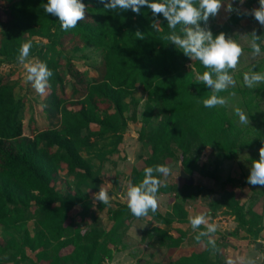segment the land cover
Here are the masks:
<instances>
[{"label": "trees", "instance_id": "16d2710c", "mask_svg": "<svg viewBox=\"0 0 264 264\" xmlns=\"http://www.w3.org/2000/svg\"><path fill=\"white\" fill-rule=\"evenodd\" d=\"M45 3L46 0H4L7 10H0L3 58L18 61L20 45L30 41L28 57L45 62L53 73L47 84L45 107L42 102L48 123L43 128L37 124L34 111L29 110V105L33 108L29 97L16 96L19 81L12 72H0V230L14 228L29 219L41 224L33 235L27 231L23 242L0 239V264H66L70 260L103 264V258L117 244L118 231L130 227L134 217L127 203L112 204V233L93 236L95 230L84 232L80 227L74 228L72 222L77 207L83 216L94 206L83 189L89 186L97 190L102 185L92 158L117 152L116 139L127 127V113L131 110L133 99L128 98L136 89L158 103L163 115L153 131L141 135L150 145L151 157L146 165L133 170L131 186L143 179L145 167L159 164L163 156H181L183 170L192 175L204 146L229 151L236 145L240 130L224 108L204 107L202 100L212 90L202 82H193L196 76L191 67L198 74L209 69L195 59L190 68L183 66L187 57L167 40L173 30L162 18L157 21L160 31H155L151 27V13L146 9L141 14L107 10L103 0H84V18L74 28L65 30L56 17L44 11ZM1 13H6V21ZM179 28L178 25L175 31L179 32ZM35 35L47 40L36 39ZM67 39L77 44L76 49L79 45H94L102 50L104 65L99 79H90L77 71L78 77L74 78L64 73L65 67L70 68L62 62ZM27 114L29 133L25 131ZM112 134L115 140L109 138ZM61 170L66 171L69 183L73 184L66 193L56 187ZM153 175L159 178V173ZM183 186L191 190L202 187L187 180ZM171 187L165 182L162 191L168 192ZM196 194L197 191L188 196L193 198ZM219 202L228 205L237 219L245 222L237 204L221 198L213 202V209ZM96 205L103 208L111 204ZM179 207L173 204V211L180 215ZM153 213L162 222H171L169 216L157 210ZM154 233L158 237H150L160 246L177 245L185 237L161 228ZM221 237L230 240L227 235ZM210 247L205 245L170 264H208ZM212 249L218 251L217 247Z\"/></svg>", "mask_w": 264, "mask_h": 264}, {"label": "rangeland", "instance_id": "374dc122", "mask_svg": "<svg viewBox=\"0 0 264 264\" xmlns=\"http://www.w3.org/2000/svg\"><path fill=\"white\" fill-rule=\"evenodd\" d=\"M231 2L234 11L229 12L226 4ZM259 7V0H244L238 3L237 0H225L215 17H209L208 25L213 32L225 31L239 43L242 48L237 65L231 69L235 84L219 92V96L226 99L224 105H217L224 108L229 118L238 126L240 133L236 140V145L229 151L218 150L211 146H204L198 160L194 164V185L201 188L186 189L183 186L186 180L181 171L183 170L182 157L163 156L159 159V164H164L169 168L167 176L159 178L163 183L158 187L156 193L157 211L165 216H169L170 223L162 222L161 218L156 216L151 210L144 216H134L130 227L121 228L118 231V241L111 253L103 258V264H170L182 256H188L195 253L198 249L208 243L206 240L195 239L198 231L203 229L200 225L193 229L189 216L200 213L207 214L209 223L216 224V231L211 235L215 241V251L210 247L208 264H225L226 259H231L233 264H264V186L249 185L246 183L248 168L251 166L252 159H258V149L264 144V82L254 88H249L243 83V74L252 71L264 72V44H261V52L253 55L251 50L252 31L260 35L264 40V28L257 23L251 15H244V10L249 12ZM0 10L4 12L7 7L4 6V0H0ZM3 21H6V13H1ZM1 38V37H0ZM34 38L46 41L45 37L35 35ZM65 43L64 56L62 62L64 73L69 78L78 77L83 74L90 79H99L103 70V53L101 49L94 45H79ZM1 48V40H0ZM36 57H26L25 63L35 62ZM40 61V60H39ZM70 63L67 64L66 62ZM184 67L192 66V61L188 58L183 62ZM195 76L198 75L192 66ZM77 71L78 74L75 72ZM0 72H12L13 77L20 83L16 88L15 94L19 96H28L31 105L29 110L34 111L37 124L40 127H48L46 115L43 113L42 102L46 105V97L49 93L47 85L43 92H38L33 83L27 79V72L24 64L19 61L9 62L0 54ZM77 74V75H75ZM70 88V87H68ZM131 98V110L127 113V127L122 132L121 137L117 138L111 135L109 138L117 140V152H111L104 158L93 156L92 162L94 169L98 171L97 176L102 181L101 187L109 193V203L103 208L96 204L99 201L94 199L95 193L99 190H93L92 187L84 186L86 197L94 202L92 210L87 215L79 214L80 207H77L76 217L73 219L74 228L80 227L81 230H95L93 236L99 232L110 233L113 231L111 217V206L119 203H127V189L131 186L133 170L147 164L151 157L150 145L142 139L143 133L147 134L153 131L158 125L162 110L158 103L147 99V93L141 89H136ZM68 96V94H67ZM150 106V110L147 107ZM235 107L241 108L249 117L248 123L239 122L238 116L234 113ZM29 111V112H30ZM60 115L59 113L57 114ZM26 115L25 131L30 132ZM102 142V141H101ZM108 142V141H105ZM109 143V142H108ZM69 177L66 171H59L56 187L63 193L73 187L69 183ZM165 182L171 184V190L162 191V185ZM70 184V185H68ZM99 186V188H101ZM197 191L195 197H189V193ZM221 198L232 201L237 204L243 214L245 222H240L228 205L219 202L216 209H213V202ZM178 204V211H173V204ZM113 204V205H112ZM179 219H182L180 221ZM41 227V224L35 219H29L21 222L18 226L10 229L0 230V239H11V241H24V235L27 231L31 235ZM161 228L176 236L184 235V239L174 246H160L154 244V239L150 234L157 238L154 230ZM84 231V232H85ZM112 233V232H111ZM227 235L230 240L225 241L221 235ZM44 239V236H42ZM64 252V251H63ZM46 264L45 262H41ZM66 264H81L80 262L70 260Z\"/></svg>", "mask_w": 264, "mask_h": 264}, {"label": "clouds", "instance_id": "9594fccd", "mask_svg": "<svg viewBox=\"0 0 264 264\" xmlns=\"http://www.w3.org/2000/svg\"><path fill=\"white\" fill-rule=\"evenodd\" d=\"M237 2L242 4L244 0H237ZM103 3L107 10H130L135 14H141L142 9L150 11L151 27L155 31H160L158 20L162 18L166 21L167 27L173 30L167 35V40L174 49L190 61L198 60L209 69L198 74L193 81L196 84L202 82L206 89L212 90V94L202 100L204 107L212 108L226 103L225 97L216 93L235 84L228 70L236 67L242 48L230 34L225 31L213 32L212 28L207 26L209 17L216 16L221 5L225 4V0H103ZM85 8L84 0H46L44 4V11L56 17L60 21V27L65 30L74 28L77 22L84 18ZM226 8L229 12L234 11L231 2L226 4ZM243 14L251 15L261 28H264V0H259V7L250 12L244 10ZM178 25L179 32H176ZM252 33L251 50L252 54L256 55L261 52V44H264V40L258 43L260 35L255 29ZM31 47L30 41L22 43L17 59L24 64L27 79L33 83L38 92H43L53 73L45 62L37 60L25 63ZM262 82H264V72L252 71L243 74V83L249 88H254ZM233 111L240 123H248L249 117L241 108L235 107ZM258 152V159H252L251 166L248 168L246 183L264 186V144ZM143 172V179L139 184L127 189V207L136 217L146 215L149 210L156 211V193L163 180L154 176L153 173L167 176L169 168L164 164H157L154 167H145ZM94 199L107 204L109 193L101 187L95 193ZM206 216L205 213L189 216V222L193 229H197L200 225L204 226L197 232L196 240L207 237L208 243L215 247V241L210 234L216 231V224L209 223ZM225 264H233V262L229 258L225 260Z\"/></svg>", "mask_w": 264, "mask_h": 264}, {"label": "water", "instance_id": "95a60500", "mask_svg": "<svg viewBox=\"0 0 264 264\" xmlns=\"http://www.w3.org/2000/svg\"><path fill=\"white\" fill-rule=\"evenodd\" d=\"M182 176L187 180L188 183L193 184L194 182V177L184 170L181 171Z\"/></svg>", "mask_w": 264, "mask_h": 264}]
</instances>
